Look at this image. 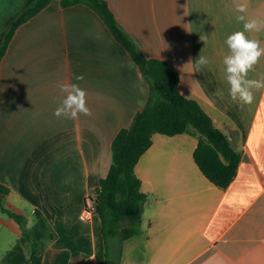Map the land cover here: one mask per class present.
Returning <instances> with one entry per match:
<instances>
[{
	"label": "crops",
	"instance_id": "1",
	"mask_svg": "<svg viewBox=\"0 0 264 264\" xmlns=\"http://www.w3.org/2000/svg\"><path fill=\"white\" fill-rule=\"evenodd\" d=\"M31 1L0 0V43L8 22ZM106 1L142 53L177 69L180 92L196 99L249 161L220 188L193 159V132L154 133L134 167L146 198L140 230L121 247L111 240L112 263L264 264V89L254 91L251 104L233 102L223 64L227 36L243 28L236 5L246 3L247 17L264 19V0ZM247 35L264 47V31ZM200 52L209 64L197 71L188 62ZM77 75L92 114L57 118L58 85L77 82ZM248 75H264V56ZM149 89L84 3L51 0L15 30L0 62V184L9 188L4 205L24 216L41 264H105L99 216L79 217L83 199L106 175L111 141L145 105ZM21 234L0 209V264H29Z\"/></svg>",
	"mask_w": 264,
	"mask_h": 264
},
{
	"label": "trees",
	"instance_id": "2",
	"mask_svg": "<svg viewBox=\"0 0 264 264\" xmlns=\"http://www.w3.org/2000/svg\"><path fill=\"white\" fill-rule=\"evenodd\" d=\"M51 0H32L4 31L0 43V62L19 25L42 10ZM62 7L84 3L104 21L115 39L127 50L148 80L150 89L145 105L138 110L131 123L118 130L111 141V163L95 189L96 214L101 223L105 244V264H113L110 257L112 239L121 247L123 241L140 230L145 195L134 167L139 157L151 145L154 133L173 135L185 131L197 136L193 159L202 174L213 184L226 188L235 177L239 164L249 161L243 149L234 148L229 137L217 128L200 103L179 90V73L167 61L149 58L124 30L106 0H59ZM9 188L0 184V209L16 220L21 228V241L30 249L29 264H41L42 256L36 242L30 240L23 215L4 205L2 196Z\"/></svg>",
	"mask_w": 264,
	"mask_h": 264
},
{
	"label": "clouds",
	"instance_id": "3",
	"mask_svg": "<svg viewBox=\"0 0 264 264\" xmlns=\"http://www.w3.org/2000/svg\"><path fill=\"white\" fill-rule=\"evenodd\" d=\"M235 10L238 13L236 20L243 24V28L232 32L226 38L228 54L223 58L225 80L228 85V95L233 102L251 104L255 98L254 91L264 89V75L259 79H251L248 74L255 70L260 58L264 56V47L261 46L259 39L250 38L247 33L264 31V19L247 17L246 3H238ZM201 40H204V37H201ZM201 52L194 61L190 59L188 62V64L194 62L197 71L209 64V59L201 55ZM74 79L77 82L58 85L63 98L53 113L57 118L75 120L80 115L92 114L87 106V91L78 83L84 77L77 75Z\"/></svg>",
	"mask_w": 264,
	"mask_h": 264
},
{
	"label": "built area",
	"instance_id": "4",
	"mask_svg": "<svg viewBox=\"0 0 264 264\" xmlns=\"http://www.w3.org/2000/svg\"><path fill=\"white\" fill-rule=\"evenodd\" d=\"M96 206H97L96 193L91 192L85 194L83 199V208L80 212L79 217L82 220H89L96 213Z\"/></svg>",
	"mask_w": 264,
	"mask_h": 264
}]
</instances>
